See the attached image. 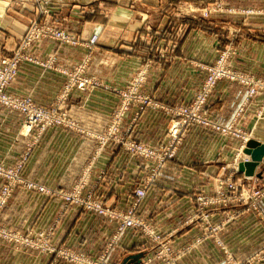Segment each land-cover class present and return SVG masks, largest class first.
Segmentation results:
<instances>
[{
  "label": "crops",
  "instance_id": "1",
  "mask_svg": "<svg viewBox=\"0 0 264 264\" xmlns=\"http://www.w3.org/2000/svg\"><path fill=\"white\" fill-rule=\"evenodd\" d=\"M203 1L206 0H52V14L48 17L53 16L57 24L85 37L92 32L98 34L86 64V72L96 83L90 90L73 88L64 101L67 114L75 123L72 127L58 125L41 132H26L22 114L0 105V161L9 166L22 161L24 178L53 191L17 186L1 213V224L20 231L51 229L50 241L55 245L90 256L105 252L108 264H122L127 256L135 254L142 255L137 264H160L153 256L151 243L138 230L127 228L109 247L115 220L74 204L63 206L55 192L70 189L87 172L84 191L92 189L94 196L117 209H126L132 203L133 188L138 182H148L136 214L167 234L172 248L184 249L175 264H221L226 256L242 260L262 245L264 196L257 200L254 209L240 201L208 206L207 225L221 224L214 236L206 234L205 223L197 219L196 195L213 193L217 179L231 174L242 187L264 184V159L255 167L254 175L246 176L235 166L233 169L236 139L192 126L175 156L156 172L148 160L130 157L118 144L97 147L96 136L104 132L118 104L117 89L125 85L144 56L151 66L143 92L157 105L139 109L132 104L125 114L124 126L130 125L129 137L149 144L158 143L164 136L169 115L163 105L189 101L205 78L202 66L214 61L218 47L229 44L236 51L235 68L264 78L262 16L219 12L210 16L212 24L206 25L188 17L173 18L186 27L178 43L161 41L160 48L159 43L153 46L134 41L148 27L155 31L163 28L178 5ZM224 1L243 7L264 4V0ZM15 2L11 0V8L0 15V58L10 54L16 38L38 15L33 6ZM76 7L84 9L76 14L72 10ZM236 27L242 32L232 37ZM28 51L42 58L53 54L56 68L22 61L8 90L30 95L43 106L51 105L63 86L66 75L60 68L71 69L87 53L82 46L60 45L50 39L36 42ZM244 94L240 83L219 80L208 97L210 116L218 122L231 120ZM252 117L244 121L246 128L251 127L252 139L263 142L264 117L256 122ZM244 156L241 153L240 157ZM258 173L260 176H256ZM217 239L227 253L216 244ZM0 264L71 263L54 261L53 254L1 243Z\"/></svg>",
  "mask_w": 264,
  "mask_h": 264
},
{
  "label": "built area",
  "instance_id": "2",
  "mask_svg": "<svg viewBox=\"0 0 264 264\" xmlns=\"http://www.w3.org/2000/svg\"><path fill=\"white\" fill-rule=\"evenodd\" d=\"M247 12L258 15V13L261 11L249 10ZM42 13H47V10L45 9V12ZM36 22L35 24H31L26 33L20 38L21 45L17 48L14 55L7 56L0 60V104L9 109L17 110L23 115L24 128L26 132H29L32 129H36L37 132H41L45 128L51 126L73 125V122L68 117L66 111L62 110L59 105H53L50 107L41 106L34 103L32 97L29 95L19 97L11 95L6 91L7 84L10 83L17 74L18 65L21 62V59L27 58L26 56L28 54L23 51V49L27 44L30 43L32 39L37 38L40 35H45L54 38L55 40L63 41L66 43H63L64 45L75 46L79 44L78 40L73 35L64 34L59 30L53 29L52 27L41 26L39 22ZM97 38L98 34L93 32L85 44L86 48L92 51L97 42ZM53 57L54 56L51 55L50 62L54 61L55 57ZM28 58L32 59L29 56ZM50 64L51 63H49L48 66H50ZM63 72L68 76V80L61 95L62 99L68 96L70 90L74 86L78 87L79 89H86L87 86H90L92 83L88 77L84 76L83 69L81 67L77 68L75 72H68L66 70ZM206 75V83L197 91L191 102L188 104L170 106L169 109L167 108L168 112L172 113L174 117L171 119L167 132L156 144H149L142 140L129 137L128 135L130 127H128L124 132H121V127L124 124L125 114L130 107V102H138L139 109L148 104L157 105L149 96L137 93L136 90H132L128 94H125L124 101L122 102L121 106L113 113L105 132L96 136L98 149L106 144H118L128 153L130 157L143 158L148 160L150 163L153 162V171L156 172V170H159L167 161L171 160L175 156L179 145L185 137L186 132L195 125L209 129L211 128V130H215L220 134L232 136L238 140L240 139L242 142L240 145L241 149V147L245 144L246 139L245 133L241 130L238 122L244 117L245 109L251 102V99L264 91V81L251 75L240 74L229 69L224 58H220L215 65L209 67ZM223 78L231 81H237L240 84L242 83L247 86L244 101L240 106H238L233 118L225 124L214 120L210 116L207 109L209 94L214 88L216 82ZM263 110L264 102L259 107V110L256 111L255 115L260 116ZM21 167L22 164L19 163L13 168H5V166L0 163V178L3 180L2 183H4L0 186V215L2 213L3 207L9 199L10 194L12 193L13 188L21 183L27 184L21 178ZM86 179V176L82 177L79 186H76L69 192H62L60 195L67 204H75L85 210L101 213L116 221L114 232L108 243L109 247L117 242L118 238L127 228H134L136 230H140L143 234L148 235L153 240H155L156 244L160 245V249L155 254L156 258H161L164 262L163 264H175V258L178 255H173L169 251L168 240L164 241V237L160 232L156 231L153 226L148 225L145 220L136 214L137 205L144 199L146 195L148 182H138L136 184L132 192L133 201L131 207L126 211H121L105 205L100 198L93 199V194L91 193L92 190H90V194L83 193V186L86 182ZM30 185H34V187L36 186L37 189L45 191V188L41 185ZM226 186L237 191L241 198L250 199L249 206L253 209L256 208L257 200L262 195H264V190L255 189L253 192L248 191L246 188H242L230 180L226 182ZM219 187H222V183L219 185ZM229 199V197L225 196L215 198L212 196L206 197L202 193L197 194L196 201L198 211L199 209L202 210L199 212L197 211V219L198 217L203 218L207 223V213L203 212V210H206L210 204L227 203L231 201ZM207 228L208 231L206 234L214 236L215 231L219 229V225L211 224L207 225ZM217 242L220 246L223 245L218 239ZM1 243L28 246L39 252H47L53 254L54 256L56 254L60 258L66 259L76 264H108L105 252L101 253L97 258H91L54 245L50 241V232L48 231H40L37 233L34 232V236L28 237L18 232L9 231L6 226L0 223V244ZM223 252L227 253L225 248H223ZM252 262L264 264V243L249 258L235 261L232 260L231 257H227L225 263L222 264H252Z\"/></svg>",
  "mask_w": 264,
  "mask_h": 264
},
{
  "label": "rangeland",
  "instance_id": "3",
  "mask_svg": "<svg viewBox=\"0 0 264 264\" xmlns=\"http://www.w3.org/2000/svg\"><path fill=\"white\" fill-rule=\"evenodd\" d=\"M13 1V0H12ZM16 2L15 3H18V4H28V5H31V6H33V9L34 10H37V13H38V15L37 16H34L33 17V19H31L29 22H28V24L26 25V28H25V30H24V32L19 36V37H17L16 38V40H15V43H14V46H13V48H12V50L10 51V54L9 55H7V56H13L14 55V53L16 52V50H17V48L21 45V40H20V38L26 33V31H27V29L29 28V26L31 25V24H35V22L37 21V22H39L40 23V25L41 26H46V27H52L53 29H56V30H59V31H61V32H63L64 34H68V35H73L77 40H78V42H79V44H77V45H75V46H82V47H84V48H86V46H85V44H86V42H87V40L89 39V37L91 36V34L93 33H91L89 36H87V37H85V36H81V34H79V33H77V32H74V31H72V30H69V29H67V28H64V27H62V26H60L59 24H57L56 22V20L54 19V17L53 16H51V17H48L49 15H51L52 14V11H51V9H50V4H51V2H52V0H15ZM13 6H15V5H13ZM18 6V5H17ZM11 8V0H0V15H2V14H4L5 12H7L8 11V9H10ZM231 8V9H230ZM45 9L47 10V13H42V12H45ZM84 8H82L81 10H83ZM73 11H75V13L76 14H79V12H81V10H80V7H76L75 9L73 8L72 9ZM249 10H257V11H261L260 13H258V15L257 16H262V18H264V4H261V5H259V4H257V5H250V6H232V5H229L228 3H226L224 0H209V1H203V2H199V3H196L195 5H193V4H190V3H187V2H184V3H182V4H180V5H178L177 7H176V10H175V15H173V16H171V17H169L168 18V20H167V22L165 23V25L163 26V28H161V29H159V30H153L152 28H150V27H148L147 29H146V32H144V33H142V34H137V38H133L134 39V41H136V39H137V42H139L141 45H142V43H145V44H150V45H157L158 43H159V45H160V48H161V46H162V42H164V43H172L173 45L174 44H176V43H178L180 40H182V38L184 37V33H185V30H186V27H185V24H183L182 22L181 23H176V21L174 20L175 18H179V19H184V17H188V18H191V19H193V20H195L196 22H198L200 25H206V23L207 24H212L210 21L211 20H209V17L210 16H212V15H218L219 14V12H230V13H238V14H240V15H247V16H254V14H251V13H249V12H247V11H249ZM245 11V12H244ZM39 16V17H38ZM174 18V19H173ZM237 18H239V17H237ZM36 22V23H37ZM167 26V27H166ZM169 28V29H168ZM242 32V29L241 28H239V27H236L233 31H232V34H231V36L232 37H234V35L237 33V34H239V33H241ZM1 32H0V36H1ZM47 39H50V40H54L56 43H58V44H60V45H64V44H66V43H64L63 41H59V40H55L54 38H51V37H49V36H43V35H40L39 37H37V38H34V39H32L31 41H30V43L29 44H27L25 47H24V49H23V51H25L28 55L26 56L27 58H23V59H21V62L22 61H28V62H31V63H34V64H38V65H40V66H42L43 68H56V66H54V61H55V59H54V61L53 62H50L51 61V55L52 56H54L53 54H51V55H46V56H44L43 58L41 57V56H37V55H34V54H30L29 53V51H28V49L33 45V44H35L36 42H38V41H40V40H47ZM98 39V38H97ZM162 41V42H161ZM161 42V43H160ZM64 43V44H63ZM97 43V42H96ZM173 45H171V46H173ZM153 46H152V48H153ZM86 50H87V53H85V55L82 57V59L81 60H79L71 69H66V71H68V72H75L76 71V69L77 68H82L83 69V74H84V76H86V77H88L90 80H91V85L90 86H87V88L86 89H79L78 87H76V86H74L73 88H76V89H79V90H90L94 85H95V81L93 80V78H92V76L91 75H89L87 72H86V64L89 62V60H90V58H91V55H92V51H93V49H92V51L91 50H89L88 48H86ZM164 50V49H163ZM165 51V50H164ZM235 54H236V51H235V49H233L229 44H226V45H224L223 47H218L217 48V50H216V56H215V59H214V61L212 62V63H208V64H205V65H203L202 67L205 69V71H206V74H207V71H208V68L209 67H211V66H213V65H215L216 63H217V61L220 59V58H224L225 60H226V63L228 64V68L229 69H231V70H233V71H235V72H238V73H240V74H244V75H251V76H253V77H255V78H259V79H261V80H263L264 81V78H262V77H260V76H257V75H255L253 72H251V71H249V70H242V69H238V68H235L234 66H233V59H234V57H235ZM7 56H2L1 58H0V60L2 59V58H5V57H7ZM28 56L29 57H31L32 59H29L28 58ZM55 57V56H54ZM53 57V58H54ZM146 56H144L143 58H142V61L140 62V64L137 66V68L135 69V71H134V73L131 75V77L127 80V82L125 83V85L124 86H122L120 89H117V91H118V94H119V101H118V104H117V106L114 108V110H113V112H112V114H111V116H110V119L112 118V115H113V113L115 112V110L117 109V108H119L120 106H121V104H122V102L124 101V96H125V94H128L129 92H131L132 90H136L137 91V93H140V94H142V95H147V96H149L147 93H144L143 92V86H144V83H145V80H146V76H147V73L149 72V70H150V61H148V59H146L145 58ZM49 63H51L50 64V66H48V64ZM45 64V65H44ZM60 70H61V72H63L64 71V69L63 68H60ZM64 73V72H63ZM65 74V73H64ZM66 75V74H65ZM206 76L207 75H205V78H206ZM205 78H204V80L203 81H201L200 82V84H199V87L197 88V89H195V91L193 92V94H192V96H191V98L189 99V101L188 102H186V103H181V104H188L189 102H191L192 101V99H193V97L196 95V93H197V91L201 88V86H203L205 83H206V81H205ZM224 79V78H223ZM226 79V78H225ZM67 80H68V76L66 75V79H65V81H64V83H63V86H62V88H61V90H60V92H59V94L57 95V97L55 98V100L52 102V104L51 105H49V106H45V107H50V106H53V105H59L60 107H61V109L62 110H65L66 111V113H67V110L65 109V103H64V101L66 100V97H68V96H66L64 99H62V92H63V89H64V87H65V84L67 83ZM219 80H221V79H219ZM218 80V81H219ZM218 81L216 82V84L218 83ZM237 82V81H236ZM11 83V82H10ZM10 83H8L7 84V86H6V91H7V93H9V94H11V95H14V96H19V97H22V96H27V95H17V94H13V93H11V92H9V90H8V87H9V84ZM239 83V82H238ZM215 84V85H216ZM241 85L245 88V93H246V90H247V86L246 85H244V84H242L241 83ZM215 87V86H214ZM72 88V89H73ZM71 89V90H72ZM70 90V91H71ZM70 93V92H69ZM69 95V94H68ZM245 95L246 94H244L243 95V97L241 98V100H240V102L238 103V105H237V108H238V106H240L241 104H242V102L244 101V98H245ZM30 96V95H29ZM259 96V97H258ZM31 97V96H30ZM150 97V96H149ZM33 102H34V100H33ZM263 102H264V91H262L261 93H259L256 97H254V98H252L251 99V102L248 104V106L246 107V109H245V115H244V117L243 118H241L240 120H239V122H238V124H239V126L241 127V130L245 133V139H246V141L248 140V139H251V130H250V128H246V123H244V121L245 120H247V119H249L250 117H252V115L254 116V120H255V122L256 121H258V120H261L260 118H262V117H264V110L262 111V114L260 115V116H256L255 114H256V111H258L259 110V107L263 104ZM34 103H36V102H34ZM131 103L134 105V104H136L138 107H139V103L138 102H134V101H132V102H130L129 104H130V106H131ZM37 104V103H36ZM1 105V104H0ZM38 105H40V104H38ZM155 105V104H154ZM177 105H180V104H177ZM1 106H4V105H1ZM41 106H43V105H41ZM174 106V105H173ZM5 107V106H4ZM163 107H165V109H166V112H168V110H167V108L169 109L170 108V106H165V105H163ZM7 108V107H6ZM252 108V109H251ZM237 110V109H236ZM236 112V111H235ZM235 112H234V114H233V116L235 115ZM168 115H169V118H168V123H167V127H166V130H165V133L167 132V130H168V127L170 126V122H171V119H173V117H174V115L172 114V113H169L168 112ZM23 116V115H22ZM69 117V116H68ZM233 118V117H232ZM231 118V119H232ZM253 118V117H252ZM110 119H109V122H110ZM71 120V119H70ZM72 121V120H71ZM230 121V120H229ZM229 121H227V122H221L222 124H225V123H228ZM73 122V121H72ZM109 122H108V124H109ZM73 125H75V123L73 122ZM72 125V126H73ZM62 126V125H61ZM72 126H66V127H72ZM22 127L24 128V120H23V122H22ZM107 127H108V125H107ZM106 127V128H107ZM128 127H130V125L129 124H126V126H124V124L122 125V127H121V129H122V131L121 132H124ZM25 129V128H24ZM46 129V128H45ZM44 129V130H45ZM211 129V128H210ZM36 130V129H35ZM106 130V129H105ZM105 130H104V132H105ZM215 131V130H214ZM103 132V133H104ZM188 132V131H187ZM187 132H186V134H187ZM215 132H217V131H215ZM103 133H101V134H103ZM165 133H164V135H165ZM218 134H220L219 132H217ZM186 134H185V136H186ZM221 136H225V137H230V138H233V139H236L237 141H238V143H237V145H236V147H235V152H234V154H233V156H232V167H233V169L235 168V167H237V171H238V163L239 162H242V161H245V160H247L249 157L243 152V149H244V146H245V144L241 147V149H240V145L242 144V142H241V140L239 139H237V138H234V137H232V136H228V135H223V134H220ZM163 138V137H162ZM145 142V141H144ZM263 143H264V141H263ZM241 153H243L245 156L244 157H240V155H241ZM0 163H2L1 161H0ZM19 163H21L22 164V161L21 162H19ZM18 163V164H19ZM4 166H5V168H10V167H15V166H17L18 164H16L15 166H9V165H6V164H4V163H2ZM151 165H152V170H154V163L153 162H151ZM235 166V167H234ZM21 169H22V167H21ZM157 171V170H156ZM87 173V172H86ZM86 173H84V174H82V176H80V177H78L77 178V180L74 182V184L71 186V188L70 189H68V190H62V191H59V192H57V193H55V195H57L58 197H60L62 200H63V198H62V196L60 195V193H62V192H69V191H71V190H73L76 186H79L80 185V180L82 179V177H84V176H86ZM21 175V178L24 180V182H26L27 184H25V183H21V184H18V185H16L14 188H13V190H12V193H13V191H14V189L17 187V186H19V185H24V186H27V187H34V185H30V184H37V185H41V186H43L44 188H45V191H42V192H46V193H53V191L52 190H50V189H48L47 187H45L44 185H42V184H38V183H35V182H33V181H30V180H27L26 178H24L23 176H22V174H20ZM87 178H88V176H86ZM228 180H230L231 182H233V183H235V184H237V185H239L235 180H233V178H232V176H231V174H228V175H225L224 177H221L220 179H217V182H216V190H214V192L213 193H208V192H201L202 194H204L206 197H215V198H219V197H221V196H225V197H229L230 199L229 200H231V201H236V202H243L244 204H246V206L248 205L249 206V201H250V199H248V198H241L240 197V195L237 193V191H235V190H233V189H231L230 187L228 188L227 186H226V182L228 181ZM86 181H87V179H86ZM3 182V180L0 178V186L1 185H3L4 183H2ZM2 183V184H1ZM6 183H8V182H6ZM86 183V182H85ZM222 183V187H219V185ZM136 186V185H135ZM239 186H241V185H239ZM36 187V186H35ZM85 184H84V186H83V191L85 190ZM242 187V186H241ZM37 188V187H36ZM242 188H246L248 191H254L255 189L256 190H264V184H262V185H260V186H251V187H249V186H247V187H242ZM238 189H239V187H238ZM39 190V189H38ZM92 190V189H91ZM41 191V190H40ZM12 193L10 194V196H9V199H10V197L12 196ZM83 193H85V194H90V190L89 191H84ZM92 194H93V192H91ZM197 196V195H196ZM234 198H233V197ZM262 196H264V195H262ZM261 196V197H262ZM260 197V198H261ZM93 199H98L99 197H97V196H94L93 195V197H92ZM259 198V199H260ZM8 199V200H9ZM233 199V200H232ZM245 199H247V200H245ZM258 199V200H259ZM8 200H7V202H8ZM102 200V199H101ZM243 200V201H242ZM245 200V201H244ZM133 201V200H132ZM7 202H6V204H7ZM63 202H64V200H63ZM230 202V201H229ZM5 204V205H6ZM104 204L105 205H107V206H110V205H108L106 202H104ZM216 203H214V204H210L209 206H212V205H215ZM221 204H223V203H221ZM65 205H67V203H65L64 202V205L63 206H65ZM75 205V204H74ZM131 205H132V203H130L127 207H126V209H118V210H121V211H126V210H128L130 207H131ZM5 207V206H4ZM4 207H3V209H4ZM111 208H114V207H112V206H110ZM3 209H2V211H3ZM114 209H117V208H114ZM206 210H207V208H206ZM206 210H203V212H205L206 213ZM199 211H202V210H200L199 209ZM1 216V215H0ZM143 219V218H142ZM198 219L199 220H201V221H203L204 223H205V228H206V233H207V231H208V228H207V223L205 222V220L203 219V218H199L198 217ZM144 220V219H143ZM1 223V222H0ZM146 223H148V225H150V226H153L152 224H150L149 222H147L146 221ZM217 225H219V228H220V226H221V224L219 223V222H217L216 223ZM3 225V224H2ZM116 225V224H115ZM5 226V225H4ZM7 227V229L9 230V231H12V232H18V233H20V234H24V235H26V236H28V237H32V236H34V232L35 233H37V232H40V231H43V232H46V231H48V232H51V229H47V230H39V231H33V230H30V229H28V230H22V231H20V230H16V229H14V228H10V227H8V226H6ZM154 227V226H153ZM155 228V227H154ZM115 229V228H114ZM156 229V228H155ZM136 230V229H135ZM219 229H217L216 231H215V233L218 231ZM156 231H158L159 232V230H157L156 229ZM113 232H114V230H113ZM113 232H112V234H113ZM125 232V231H124ZM123 232V233H124ZM138 232H140L142 235H144L145 237H146V239L151 243V246H152V248H153V251H154V253H153V256H154V258H156L155 257V254L158 252V250L160 249V245L159 244H156V242H155V240H153L151 237H149L148 235H145V234H143L140 230H138ZM161 233V232H160ZM33 234V235H32ZM162 234V236L164 237V241H167L168 240V248H169V251L173 254V255H178V256H180V254L184 251V249H179V250H175L174 248H172V245H171V243H170V239H169V236L167 235V234H164V233H161ZM112 236V235H111ZM120 238V237H119ZM118 238V239H119ZM118 241V240H117ZM221 241V240H220ZM13 243H15V242H13ZM264 243V242H263ZM262 243V244H263ZM9 244V243H8ZM54 244V243H53ZM216 244L218 245V246H220L219 244H218V242L216 241ZM223 244V243H222ZM15 245V244H14ZM13 245V246H14ZM55 245V244H54ZM57 246V245H56ZM15 247H21V248H28V249H32L31 247H28V246H24V245H18V244H16L15 245ZM59 247H62V246H59ZM260 247V246H259ZM258 247V248H259ZM62 248H66V247H62ZM220 248L222 249V251H223V248H225V246L224 245H221L220 246ZM258 248H256V249H254L250 254H248L245 258H243V259H246V258H249ZM66 249H68V250H70V251H72V252H74V253H77V254H80V255H82V256H87V257H91V258H97L99 255H96V256H90V255H87V254H83V253H79V252H76V251H74V250H72V249H69V248H66ZM34 250V249H33ZM37 251V250H36ZM45 253H47V252H45ZM50 254V253H49ZM177 256V257H178ZM177 257L175 258V263H176V259H177ZM227 257H229V256H226V257H224L221 261V264L222 263H225V260L227 259ZM63 260V261H65V262H68V263H71V264H76V263H74V262H71V261H68V260H66V259H63V258H60V257H58L56 254H55V256H54V261H56V260ZM156 259H158L159 261H160V264H163L164 262H163V260L160 258H156ZM242 259V260H243ZM148 260V259H147ZM232 260H235V261H240L241 259H239V260H236L235 258H232ZM252 264H260V263H256V262H252Z\"/></svg>",
  "mask_w": 264,
  "mask_h": 264
},
{
  "label": "water",
  "instance_id": "4",
  "mask_svg": "<svg viewBox=\"0 0 264 264\" xmlns=\"http://www.w3.org/2000/svg\"><path fill=\"white\" fill-rule=\"evenodd\" d=\"M243 152L249 158L238 163V171L243 172L246 176L254 175L255 167L264 159V143L252 138L248 139ZM256 176H260V174L258 173ZM141 256V254L127 256L122 264H130V261H133L132 264H137Z\"/></svg>",
  "mask_w": 264,
  "mask_h": 264
},
{
  "label": "bare ground",
  "instance_id": "5",
  "mask_svg": "<svg viewBox=\"0 0 264 264\" xmlns=\"http://www.w3.org/2000/svg\"><path fill=\"white\" fill-rule=\"evenodd\" d=\"M254 137V136H253Z\"/></svg>",
  "mask_w": 264,
  "mask_h": 264
}]
</instances>
